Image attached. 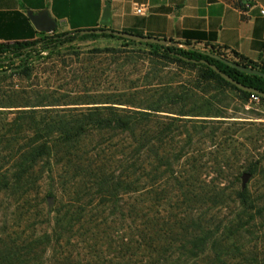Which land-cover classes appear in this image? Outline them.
I'll list each match as a JSON object with an SVG mask.
<instances>
[{
    "label": "trees",
    "instance_id": "trees-1",
    "mask_svg": "<svg viewBox=\"0 0 264 264\" xmlns=\"http://www.w3.org/2000/svg\"><path fill=\"white\" fill-rule=\"evenodd\" d=\"M80 32L39 33L32 42L0 43V75L29 76L35 56L103 38L148 48L160 61L198 68L202 86L216 83L220 90L239 92L246 102L256 97L264 104V99L239 90L210 66L181 58L208 61L234 80L264 92L263 77L245 74L208 55L264 72V65L236 52L230 57L220 53L221 48L185 50L176 42L177 46L165 47ZM119 53L107 49L96 55H121L123 65L128 64L130 57ZM81 77L85 82L91 79ZM176 90L89 95L74 105L91 107L54 109L38 122L31 118L35 134L17 150L11 173L0 176V182L5 183L4 191L23 200L20 210L27 208L23 213L29 215L27 198L37 179L34 169L50 158L51 179L57 183L50 196L56 207L53 213L39 211L31 231L0 233V264H264V235L249 248L242 242L243 234L255 235L256 226L264 223V206L256 194L248 187L233 188L239 175H229L234 181L221 186L219 179L183 168L192 139L180 147V131L206 128L182 118L192 116L190 111L172 113L178 117L160 115L171 114V106L197 95L189 89ZM93 135L101 140L86 145ZM221 136L233 138L225 129ZM263 165L260 158L247 171L256 176ZM126 196L132 201L125 202ZM164 205L167 209H162ZM221 214L225 216L219 218ZM127 257L128 262H123Z\"/></svg>",
    "mask_w": 264,
    "mask_h": 264
},
{
    "label": "rangeland",
    "instance_id": "rangeland-1",
    "mask_svg": "<svg viewBox=\"0 0 264 264\" xmlns=\"http://www.w3.org/2000/svg\"><path fill=\"white\" fill-rule=\"evenodd\" d=\"M107 49L121 52L119 54L125 57L129 56L128 64L123 65L124 57L121 55H96L99 50ZM218 51L232 57L231 53L220 49ZM81 76L91 79L85 82ZM199 76L198 68L172 61H160L150 55L148 48L116 40L111 43L77 42L35 56L29 76L12 73L0 75V176L11 173V160L16 156L17 150L28 138L34 136L36 124L31 123L33 117L38 122L42 117L50 116L54 109L91 107L74 105L89 95L155 91L163 94L172 89L179 92L189 89L197 93L194 99L171 106V114H160L164 117H178L172 113L190 111L192 116L182 118L206 128L199 132L190 127L180 131L181 136L177 139L182 143L180 147L185 146L189 138L192 139L185 149L188 155L183 168L194 173L208 174L210 179H219L221 186H229L234 181L229 180V175H239L233 188L238 190L248 187L256 194L260 205L264 206V165L256 176L247 171L251 163L264 158V104L252 100L246 102L239 92L230 88L220 90L216 83L202 86ZM58 101L60 106H52ZM219 115L222 117H218ZM215 121L219 124L207 126ZM224 129L233 134L231 140L229 136H221ZM215 131L217 132L214 133ZM100 140L93 135L85 144L92 146ZM52 161L50 158L44 159L34 169L37 179L34 193H29L27 198L31 206L29 215L23 213L27 208L20 210L23 200L4 191L5 183L0 182V233L7 229L22 231L28 228L31 231L29 226H32L34 216L39 211L41 214L47 211L53 213L56 201L50 196V192L57 190V183L51 179ZM245 175H249L246 185ZM49 198L54 200L51 209ZM131 201V196L125 197V202ZM149 201L152 202V199ZM162 209H167L166 205ZM29 216L31 221L26 220ZM224 216L225 214H221L218 217ZM15 225L21 228H14ZM256 227L259 231L255 235L242 236V242L247 248L257 242L256 238L260 234L264 235V223ZM262 246L260 244L258 247L261 249ZM123 262H128V257Z\"/></svg>",
    "mask_w": 264,
    "mask_h": 264
},
{
    "label": "crops",
    "instance_id": "crops-1",
    "mask_svg": "<svg viewBox=\"0 0 264 264\" xmlns=\"http://www.w3.org/2000/svg\"><path fill=\"white\" fill-rule=\"evenodd\" d=\"M45 11L59 33L103 29L109 13L111 30L167 39L185 50L221 48L264 65V0H0V43L37 40L28 14ZM98 41L113 40L88 42Z\"/></svg>",
    "mask_w": 264,
    "mask_h": 264
},
{
    "label": "water",
    "instance_id": "water-1",
    "mask_svg": "<svg viewBox=\"0 0 264 264\" xmlns=\"http://www.w3.org/2000/svg\"><path fill=\"white\" fill-rule=\"evenodd\" d=\"M29 19L31 20V22L34 24V26L37 28V30L40 33H45V34H53L54 32L57 31L58 29V23L53 20L51 18V16L49 15V13L47 11L41 13V14H33L32 12H30L28 14ZM102 26L104 27L103 29H97V30H84L81 31L80 33L82 35H91V34H97V35H103V34H109L115 37H119V38H123L126 40H130V41H135V42H140V43H150V44H157V45H162L165 47H170V46H177L176 43L167 40V39H161V38H156V37H151V36H142V35H138V34H133V33H129V32H118V31H114L109 29L108 27L110 26V14L107 13L104 20L102 21ZM210 57L221 61L225 64H227L228 66L235 68L245 74L248 75H252V76H259V77H263L264 78V72L260 71V70H255L249 67H244L241 66L239 64H235L232 61L225 59L223 57H220L218 55H212V54H208ZM184 60L191 62V63H195V64H204L207 66H210L213 70H215L219 75H221V77L223 79H225L227 82L231 83L232 85H234L236 88H238L239 90L243 91V92H247V93H251L254 94L262 99H264V92L246 86L236 80H234L232 77H230L229 75L223 73L219 68H217V66L210 64L208 61L205 60H201V61H197V60H191V59H187L185 57H181ZM248 178L249 175H245L244 177V185L247 184L248 182ZM54 204V200L53 198H49V208L51 209L53 207Z\"/></svg>",
    "mask_w": 264,
    "mask_h": 264
},
{
    "label": "built area",
    "instance_id": "built-area-1",
    "mask_svg": "<svg viewBox=\"0 0 264 264\" xmlns=\"http://www.w3.org/2000/svg\"><path fill=\"white\" fill-rule=\"evenodd\" d=\"M144 12H145V7H144V6H138V7L136 8V13H137V14H143ZM263 15H264V11H263ZM180 48L184 49L183 46H180ZM252 101L260 102V99L254 97V98L252 99Z\"/></svg>",
    "mask_w": 264,
    "mask_h": 264
}]
</instances>
